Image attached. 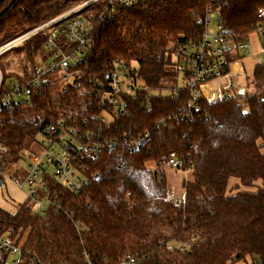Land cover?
Segmentation results:
<instances>
[{
	"label": "trees",
	"instance_id": "trees-1",
	"mask_svg": "<svg viewBox=\"0 0 264 264\" xmlns=\"http://www.w3.org/2000/svg\"><path fill=\"white\" fill-rule=\"evenodd\" d=\"M79 1H0V47ZM208 7L209 0H142L114 11L106 1L88 6L79 14L89 24L77 67L82 88L61 92L47 81L29 87L25 102L1 106L0 164H17L27 142L36 141L47 127L57 134L60 119L81 137L99 131L116 140L112 149L77 157L87 180L79 193L53 180H47L45 192L37 191L40 201L50 197L59 207L49 205L44 214H34L35 201L28 197L14 213L0 209V236L21 249L16 264H119L127 253L138 254L140 264H233L247 257L252 264H264V155L257 144H264L263 71L252 92L200 101V113L190 117L180 112L188 103L186 89L152 95L163 78L177 75L173 48L199 42ZM262 7L264 0H227L219 9L221 26L246 39ZM60 25L57 45L74 47ZM46 35L36 34L0 55V100L11 85L33 79L41 53L51 56L44 50ZM16 48L25 61L14 74L16 82L9 83L12 61L6 59ZM115 60L136 67L141 87L124 98V108L105 125L97 117L111 110L84 90L106 82ZM132 138H139L136 146H129ZM171 156L178 159V169L190 173L179 201L169 198L160 167ZM230 178L242 186L257 181L261 186L255 193L227 195ZM2 180L0 173V184ZM0 264H10L6 255H0Z\"/></svg>",
	"mask_w": 264,
	"mask_h": 264
},
{
	"label": "built area",
	"instance_id": "built-area-1",
	"mask_svg": "<svg viewBox=\"0 0 264 264\" xmlns=\"http://www.w3.org/2000/svg\"><path fill=\"white\" fill-rule=\"evenodd\" d=\"M63 2L67 0H62ZM100 1H106V8L111 11L135 6L142 0H80L72 8L68 9L56 18L20 35L13 41L0 47V55L6 50L17 46L36 34L43 33L44 29L50 28L48 32L44 50L51 53L47 57L41 53L39 59L33 66V79L23 85L13 84L9 87L3 98L0 100L2 105H9L13 102H25L28 98V88L38 86L40 83L52 81V76L57 74L60 85L57 88L63 92L68 89L82 88L79 71L77 67L83 62L85 53V38L88 32V21L79 15L88 6ZM227 0H209V7L206 10L204 29L198 43L188 42L182 46L173 48L174 70L183 75L186 89L189 95L188 103L180 112L190 117L200 113L199 102L214 103L225 100L229 97L244 95L247 93L244 88L237 86L239 78L249 79L244 65L243 57L254 58L249 39L251 35L257 37V47L264 52V7L257 14V23L254 30L246 39H237L230 30L221 26L220 7L226 5ZM103 16V15H102ZM93 18V16L89 15ZM214 24L213 26L211 24ZM65 41L75 44L74 47L62 49L56 43L59 37V29ZM51 61H48V60ZM254 73L250 77L254 84L257 73L262 70L264 73V58L255 59ZM38 62H44L42 67ZM248 85V86H249ZM141 87L136 67L130 63L115 60L113 68L106 77V82L93 84L91 89L84 90L89 94L94 93L101 106L107 110L97 117L105 125L116 117L119 110L124 108V98L132 95ZM178 88H175V90ZM242 92V94H240ZM57 134L51 127L44 130V144H40V154H32L28 162V170L24 177H19L17 164H0V173L20 188L23 185L28 187V197L39 205V213L44 214L46 207H59V203L53 202L50 197L40 201L37 198V191H46L47 180H53L57 184L68 190L79 193L87 184L83 171L84 166L76 163L77 157L84 154H93V151L101 150L105 147L115 146L116 140L109 139L97 132L86 133L81 137L77 129L67 127L65 121L60 119L57 122ZM127 140L126 138H123ZM129 146H136L139 138L128 140ZM179 161L174 156L163 159L160 162L161 170L164 166L177 168ZM8 173L6 174V172ZM174 201L178 199L171 198ZM56 198V197H55ZM186 247V245L184 246ZM181 249V248H180ZM167 250H172V246H167ZM0 255H6L10 264H16L21 249L15 241L7 236H0ZM141 258L138 254H125L119 264H140ZM30 264H44L38 261Z\"/></svg>",
	"mask_w": 264,
	"mask_h": 264
},
{
	"label": "rangeland",
	"instance_id": "rangeland-1",
	"mask_svg": "<svg viewBox=\"0 0 264 264\" xmlns=\"http://www.w3.org/2000/svg\"><path fill=\"white\" fill-rule=\"evenodd\" d=\"M73 7V6H72ZM71 7V8H72ZM214 25L213 23L211 24ZM249 43L251 47L254 48L255 51V59H259L260 57L264 58V52L261 51L257 47V37L255 35H251L249 39ZM20 46V45H19ZM20 48V47H18ZM18 48L10 52L7 56L6 61L10 62L12 61V65L8 67L10 71H8L7 75L9 79V83H15L16 78L14 76L15 73H18V67L23 66L25 57L22 51H20ZM251 57H243L242 63L244 65V68L246 70V73L251 77L254 73V67H255V60ZM175 59V58H173ZM48 61H51L50 59ZM45 63L44 62H38V66L42 67ZM239 78L236 81V85L240 86L245 89L247 93H250L253 91V86L249 85L251 83V78ZM52 84L57 87L60 85V82L58 81L57 74L55 76H52ZM185 85L183 80V75L178 73L175 76L169 77V78H163L160 82L159 90L156 92H153L152 95H160L162 97H166L171 93V90L178 88L181 89ZM249 85V86H248ZM240 103L242 105L243 110L247 109V105L244 100L240 99ZM44 136L39 135L36 138V141H29L27 142L28 150H26L22 154L21 160L17 163V168L19 169V177H24L28 170V162L29 158L32 154L39 155L40 154V144H44ZM257 144L260 146L259 151L262 155H264V144L261 140L257 141ZM150 168L153 169V165H149ZM163 172L166 176L167 183L169 190L173 192L175 197L177 199H183L184 189L182 186L183 180L188 179L190 177L189 172H184L181 169L178 168H170L167 166L163 167ZM8 171L6 172V174ZM238 185L239 188L236 190H232L234 186ZM260 181L255 182L252 186H242L239 183V180L236 178H230L228 181L227 186V195L235 194L237 192H245V193H255L260 187ZM28 199V187L27 185H23L21 188L14 184L11 180L3 177V180L0 184V209L8 212V213H14L16 211V208L19 204L24 203ZM33 213L37 214L39 213V205H34L33 207ZM233 264H252L250 258H246L244 260L237 261Z\"/></svg>",
	"mask_w": 264,
	"mask_h": 264
},
{
	"label": "crops",
	"instance_id": "crops-1",
	"mask_svg": "<svg viewBox=\"0 0 264 264\" xmlns=\"http://www.w3.org/2000/svg\"><path fill=\"white\" fill-rule=\"evenodd\" d=\"M256 45H257V44H256ZM252 49H253V51H254V48H253V47H252ZM254 52H255V51H254ZM168 193L171 195V198H173V199H177L171 190H168ZM183 195H184V194H183ZM178 200H180V199H178Z\"/></svg>",
	"mask_w": 264,
	"mask_h": 264
},
{
	"label": "water",
	"instance_id": "water-1",
	"mask_svg": "<svg viewBox=\"0 0 264 264\" xmlns=\"http://www.w3.org/2000/svg\"><path fill=\"white\" fill-rule=\"evenodd\" d=\"M0 1H4V0H0ZM14 0H11V2H13ZM68 1V0H67ZM0 84H1V73H0ZM240 94H242V92H240Z\"/></svg>",
	"mask_w": 264,
	"mask_h": 264
}]
</instances>
